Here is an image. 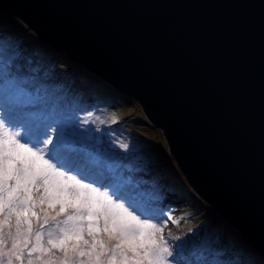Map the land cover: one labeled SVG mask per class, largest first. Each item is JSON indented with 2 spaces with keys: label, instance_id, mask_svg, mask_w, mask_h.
Segmentation results:
<instances>
[{
  "label": "water",
  "instance_id": "water-1",
  "mask_svg": "<svg viewBox=\"0 0 264 264\" xmlns=\"http://www.w3.org/2000/svg\"><path fill=\"white\" fill-rule=\"evenodd\" d=\"M137 101L191 188L264 257V0H0Z\"/></svg>",
  "mask_w": 264,
  "mask_h": 264
},
{
  "label": "snow or ice",
  "instance_id": "snow-or-ice-1",
  "mask_svg": "<svg viewBox=\"0 0 264 264\" xmlns=\"http://www.w3.org/2000/svg\"><path fill=\"white\" fill-rule=\"evenodd\" d=\"M20 58L0 46V264H221L212 241L165 237L155 190L97 155Z\"/></svg>",
  "mask_w": 264,
  "mask_h": 264
},
{
  "label": "rangeland",
  "instance_id": "rangeland-1",
  "mask_svg": "<svg viewBox=\"0 0 264 264\" xmlns=\"http://www.w3.org/2000/svg\"><path fill=\"white\" fill-rule=\"evenodd\" d=\"M0 12V27H4L0 29V46H13L21 53L19 61L21 64L28 67L30 61L31 67H39L42 74L48 73L47 83L65 97L67 111L79 121L80 129L86 133L89 141L93 140L96 143L95 152L97 155L107 161L112 160L115 165L123 163L134 167L137 169V175H134V178L153 189L157 187L168 189L175 185L179 186V177L182 182L189 185L169 150L164 133L149 121L137 101L110 86L82 65L83 69L88 72L86 75L89 76L90 74L103 81L108 88H105L94 78L88 81V78H85L82 73L75 77L74 73L68 71L67 68L79 69V63L76 62L77 65L66 54L51 47L18 18L6 12L3 13V11ZM4 14L10 15L11 19L17 22H21L28 29V34L18 30L19 27L11 30L13 23L1 20V17L5 16ZM48 48L61 54L68 61H58L59 64H55L56 58L55 60L51 59L57 56L48 53ZM59 58L61 57L59 56ZM66 62H70L71 65L68 66L65 64ZM71 70L75 71V69ZM118 92L124 96H119ZM69 174L72 175L73 173ZM191 190L197 195L192 188ZM197 196L200 201L206 204V214L210 216L211 209L215 210L199 195ZM177 213L174 212L172 216L174 221L180 219ZM215 213L219 215L216 211ZM212 215L213 220L217 219L212 222V225H216L219 220L221 221L215 214L212 213ZM223 220L228 223L225 219ZM150 222L155 223L156 221ZM179 223L167 222V227L164 228L163 233L165 237H168V233L171 232L172 236L180 237L182 240L190 237L199 239V235H196L198 230L195 227L197 226L193 228L182 220ZM228 224L238 237L247 241L237 229L230 223ZM169 239L171 240L170 237ZM171 243L175 244L177 241L171 240ZM247 244V246L253 247L248 241Z\"/></svg>",
  "mask_w": 264,
  "mask_h": 264
},
{
  "label": "trees",
  "instance_id": "trees-1",
  "mask_svg": "<svg viewBox=\"0 0 264 264\" xmlns=\"http://www.w3.org/2000/svg\"><path fill=\"white\" fill-rule=\"evenodd\" d=\"M1 20L4 22L8 21L9 23H13L11 25V30L19 27L18 30L24 31L26 35L29 32L21 22L11 19L10 15L1 17ZM1 28L4 27H0V29ZM47 51L48 53L57 56L51 59L55 60L56 58L57 61H55V64H59L58 61H68L67 58H64L61 54L56 53L51 48ZM59 56L61 58H59ZM69 59L71 60L70 57ZM72 61L76 63V61L73 59ZM65 64H68V66L71 65L70 62H66ZM71 69H75V71H72ZM67 70L73 72L75 77L82 73L85 78H88V81L93 78L96 79L90 74V77L86 75L88 72L83 69L81 64L79 65V69L70 67L67 68ZM96 80H98L97 82L101 83L105 88H108L106 83H103V81H100L99 79ZM118 95L124 96L120 92H118ZM90 142L95 149L97 147L96 143L93 140H90ZM108 162L115 165L112 160ZM133 175H137L136 171L133 173ZM178 180L180 183L179 186L175 185L174 187H170L168 189H162L159 187L154 189L157 194V200L155 202L156 208L161 210L165 214V217L169 215L171 216V220H167L166 223L170 221L173 222L174 220L172 219V216L174 212H178L177 215L180 216V219L175 220L177 223L182 220V222L186 223L188 226L193 228L197 226L195 227L198 230L196 235H199V239L212 241L216 245V251L218 253L217 259L221 261V264H264V257L253 247L247 246V241L238 237L237 233H235L234 230L232 231L231 226L226 223L219 215H217L215 211L211 209L210 212L209 210L211 217L207 216L206 204L199 200V197L193 193L191 187L186 182H182L180 177ZM212 213L215 214L218 219H221V221H217L216 225H212V222L217 220L212 219Z\"/></svg>",
  "mask_w": 264,
  "mask_h": 264
}]
</instances>
